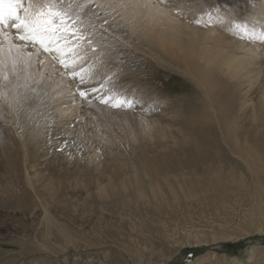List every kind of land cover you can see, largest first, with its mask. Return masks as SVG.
Listing matches in <instances>:
<instances>
[{
  "label": "rangeland",
  "instance_id": "rangeland-1",
  "mask_svg": "<svg viewBox=\"0 0 264 264\" xmlns=\"http://www.w3.org/2000/svg\"><path fill=\"white\" fill-rule=\"evenodd\" d=\"M209 6L224 22L194 23ZM83 15L93 45L69 69L29 46L53 67L9 64L0 78V143L22 134L30 148L14 141L10 176L27 197L0 204V264H264V43L228 31L264 22V0H91ZM109 95L133 106L103 103ZM188 122L212 124L206 151ZM199 153L215 157L203 172L234 185L187 191L197 168L184 164Z\"/></svg>",
  "mask_w": 264,
  "mask_h": 264
},
{
  "label": "snow or ice",
  "instance_id": "snow-or-ice-1",
  "mask_svg": "<svg viewBox=\"0 0 264 264\" xmlns=\"http://www.w3.org/2000/svg\"><path fill=\"white\" fill-rule=\"evenodd\" d=\"M90 2L83 0L63 6L62 0H0V78L8 79L5 69L9 64L14 73L18 66L26 69L30 65L34 53L27 51L29 46L36 53L51 54V59L66 70L70 63L75 64L82 59L78 50H82L85 42L93 45L91 37L94 31L90 30L92 26L83 15ZM214 11L219 13L220 10L212 6L200 9L193 22L203 26L223 23L222 17L214 15ZM228 31L239 39L264 43V22L257 21L255 17L233 20ZM92 50L95 51V47ZM72 75L77 73L73 71ZM80 79L83 82L84 77ZM80 96L87 99L84 91H80ZM110 100L112 107L117 108H130L134 103L120 95H109L102 102L108 103Z\"/></svg>",
  "mask_w": 264,
  "mask_h": 264
},
{
  "label": "bare ground",
  "instance_id": "bare-ground-1",
  "mask_svg": "<svg viewBox=\"0 0 264 264\" xmlns=\"http://www.w3.org/2000/svg\"><path fill=\"white\" fill-rule=\"evenodd\" d=\"M165 7V6H164ZM151 12V15L153 16V19H161V18H163L164 16H165V18L167 19L168 18V14L166 13V12H163V11H159L158 9H155V8H151V7H149L148 8ZM162 10V9H161ZM171 10V9H170ZM168 12V11H167ZM170 13V12H169ZM172 14V13H171ZM173 21V20H172ZM172 23V22H171ZM167 24V23H166ZM43 54V53H42ZM41 57V56H40ZM43 57V56H42ZM40 59H42L43 60V62H42V70L44 71L45 69H48L47 68V66H52V62L50 63L49 62V59L47 58V56L45 57H43V58H37L36 56H33V58L31 59V63H30V65L32 64V65H34V62L35 61H38V60H40ZM28 66V68L30 69V67H33V66ZM36 66V65H35ZM34 66V67H35ZM53 67V66H52ZM19 68H21V67H19ZM51 68V67H50ZM61 73H63V72H61ZM41 75V76H40ZM43 76H45V75H43V74H39V76L38 77H41V78H43ZM45 80H51V78L50 77H47V78H44ZM52 83V82H51ZM53 84V83H52ZM60 88H62V84H61V82L59 81V83H56ZM55 84V86H57ZM59 88V89H60ZM57 92V91H56ZM57 93H59V92H57ZM68 108V107H67ZM196 108V107H195ZM68 109H71V106H69V108ZM204 109V108H203ZM197 111V110H196ZM196 113H198V111L196 112ZM198 114H201L200 113V111H199V113ZM66 115V114H65ZM69 116V115H68ZM185 116V115H184ZM199 116V115H198ZM204 116V115H203ZM218 118H219V120H220V123H221V125H222V127H225V128H227L226 127V125H227V118H228V115L226 114V113H224V111L222 110V109H219L218 110ZM14 117V116H13ZM192 117V116H191ZM191 117L189 116V119H191ZM196 117H197V115H196ZM227 117V118H226ZM204 118V117H203ZM202 117H201V119H203ZM67 119V118H66ZM192 119H193V117H192ZM191 119V120H192ZM198 119V118H197ZM185 121V120H184ZM188 121V120H187ZM17 122V121H16ZM182 122V121H181ZM190 122V121H189ZM189 122H188V126H190L189 125ZM204 122H206V121H204ZM149 123V122H148ZM191 123V122H190ZM208 124H210L209 122H208ZM153 125V124H152ZM207 125V124H206ZM205 125V123L204 124H201V123H193V125L192 126H190V130H191V135H193L194 136V138L196 139V143H197V141H198V143H199V148H203L202 150H204V151H206L205 150V148H204V146H207L209 143L211 144V142H209L210 140H207L208 138H206L207 137V131H211V130H213V128H212V124L211 125H207L206 126ZM34 126H36L35 125V123H32L31 124V127H29V129H27L26 130V134H27V137H30V139L32 138V140H34L35 139V143H33V144H37V147H38V143H40L41 142V140H42V131H40V127L41 126H39V128H37V126H36V128H34ZM183 127V126H182ZM187 127V126H186ZM184 128V127H183ZM187 129H189L188 127H187ZM85 130H86V128H85ZM190 130H188V131H190ZM148 131V130H147ZM189 134V135H190ZM16 135V134H15ZM14 135V136H15ZM22 135V134H21ZM21 135H18L17 137H18V139H15L14 141L16 142V140H19V142L21 143V145L20 146H22L21 147V149L22 150H24L25 149V151L27 152V151H29V150H26L27 148H29L28 147V145L26 144L25 145V141L23 140L24 138H22L21 137ZM36 135V136H35ZM190 135V136H191ZM23 136V135H22ZM34 136V137H33ZM192 137V136H191ZM195 139H193V140H195ZM31 140V141H32ZM14 141L12 142H10V141H6V140H1V145H2V150L3 151H1L0 152V159L2 158V159H5V161L4 162H2V170L0 171V204H5L6 202H8V201H13V202H15V206H18L21 202H23V201H21V198H23V197H27V195H26V193H24V190L22 189V187H21V184H20V181H19V179L18 178H12L10 175H11V173L14 171V170H16V169H18V166H17V164L15 163V161H14V157L16 156L15 155V153H18L17 152V149H15L13 146L15 145V143H14ZM28 142H30V141H28ZM37 142V143H36ZM27 143V142H26ZM29 144V143H28ZM33 144H31V146L33 145ZM194 144V143H193ZM209 144V145H210ZM216 144H217V142H216ZM232 144H233V147H234V149L236 150V145H235V143H234V141H232ZM230 145V144H229ZM18 146V145H17ZM20 146H19V148H20ZM34 146V145H33ZM196 146H197V144H196ZM211 146V145H210ZM209 147V146H208ZM197 148V147H196ZM198 148V149H199ZM231 148H232V146H231ZM30 149V148H29ZM194 149V148H193ZM25 151H24V153H25ZM191 152H193L192 150H190ZM195 151V150H194ZM196 151H197V149H196ZM193 153H195V152H193ZM208 153V152H207ZM249 154H252V151H249L248 152ZM196 154H198V153H195V155ZM195 155H194V157H195ZM205 154L204 153H199V156L198 157H196V158H193V160H187L186 162H185V164H184V166L185 167H189V166H194L195 168H197V175H196V178H194V179H192V180H190V181H188L187 183L186 182H183L182 183V185L184 186V188L188 191H190L191 193H193V192H200L201 193V195H205V193L207 192V191H209V190H212V191H214L215 193H217V192H219V191H222V190H224V189H226V188H229L231 185H234V183L236 182V180H235V176L233 177V176H226V177H224V176H222V174H221V171L222 170H220V171H217L216 172V170H214V169H211V170H213V171H215L213 174H206V172H203V167H202V165L204 166V167H207V166H211L212 164H211V162H210V164L211 165H206V164H209V161H208V163H206V164H202V163H204V162H207V160H211L212 161V159H215V157H211V154H210V156H209V158L208 157H205L204 156ZM207 155H209V154H207ZM208 158V159H207ZM12 159V160H11ZM255 162H256V158H254V160H252V163L251 164H255ZM213 163V162H212ZM206 165V166H205ZM200 166H201V168H202V171L200 170ZM215 169H216V167H215ZM258 169H259V171H261L262 170V168L259 166L258 167ZM217 170H218V168H217ZM195 171V172H196ZM201 171V172H200ZM199 173V174H198ZM211 173V172H210ZM237 184V183H236ZM6 198H8V200L6 199ZM13 199V200H12ZM179 199H176V201H178Z\"/></svg>",
  "mask_w": 264,
  "mask_h": 264
}]
</instances>
